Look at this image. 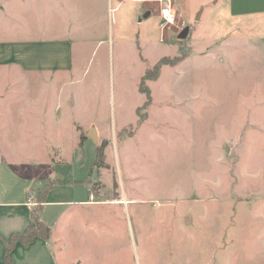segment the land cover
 <instances>
[{"label": "rangeland", "instance_id": "374dc122", "mask_svg": "<svg viewBox=\"0 0 264 264\" xmlns=\"http://www.w3.org/2000/svg\"><path fill=\"white\" fill-rule=\"evenodd\" d=\"M173 1L180 13L165 27L160 16L142 23L134 13L116 23L110 11L100 31H68L54 17V38L80 42L76 65L41 78L16 69L0 78L9 94L2 107L46 108L22 119L11 113L0 138L31 155L10 156L18 185L53 181L58 196L77 201L64 264H264L259 58L250 48L209 57L207 38L222 27V15H211V0ZM32 11L29 2H14L22 23L7 33L0 25V39L32 38V24L47 28L48 17L32 23ZM188 25L190 35L180 38ZM194 39L200 44L177 62ZM165 56L172 63L145 79ZM143 88L151 93L146 106ZM92 125L98 141L86 136L77 148ZM103 144L100 165L96 149Z\"/></svg>", "mask_w": 264, "mask_h": 264}, {"label": "crops", "instance_id": "0c3cea01", "mask_svg": "<svg viewBox=\"0 0 264 264\" xmlns=\"http://www.w3.org/2000/svg\"><path fill=\"white\" fill-rule=\"evenodd\" d=\"M17 1L32 4V23L39 18L37 15L47 16V28L37 29L32 24L34 33L32 38L19 37V33H15L11 37L0 39V78L6 70L15 69L20 73H37L35 75L41 78V73L44 71H65L76 65L74 51L75 46L77 43L79 46L80 42L76 41L74 44L66 36L54 38L52 35L54 17L62 18L63 27H70L68 31L86 29L88 32L100 31L98 26L101 23L107 26L109 21L107 23L106 18L109 17L110 11L116 13V23L120 21L128 23L131 13H134L138 22L142 23L149 17H161L160 0H0L2 18L0 25L3 27L1 33L10 32L12 29L15 31L20 27L22 23L20 18L13 14V3ZM211 3V15L212 13L222 15L223 24L207 38L206 49L209 51V57L219 54L217 49L224 51V56L228 57H235L237 48L245 52L247 48L255 49V55L259 58V77L262 78L264 75V0H211ZM221 6L222 9H220ZM177 8H175L176 12L180 13ZM182 12L184 15L179 14V16L186 21L185 10ZM40 18L44 17L40 16ZM161 22L162 20L160 24ZM220 28H224V33L218 37ZM68 31L64 28V32ZM162 36L165 38V32ZM197 44H200L197 39L191 42V46L187 47L188 52L182 58L183 61L189 58ZM21 75H17V81L22 80ZM3 88L0 84V103L9 96ZM33 106L35 105L22 108L18 105L13 107L0 105V128H4L3 123L6 121V127L10 128L13 119L11 113L16 114L17 119H22L26 114L32 115L33 111H39L41 114L46 112L45 107L33 108ZM263 114V111L259 112V115ZM87 130L80 135L76 143L77 148L83 147L86 142ZM83 135L85 138L82 137ZM3 140L0 138V264H4L7 245L13 235L25 232L33 225L32 208L39 203V197L46 187H49V191L45 201L41 203L42 209L39 215L40 219L51 227V234L47 239L36 237L28 245L17 242L12 250V264H64L69 248L66 241L67 228L73 215L77 213L71 205L77 204V201L58 196L57 186L53 185V181L39 183L36 186L33 180L27 179L26 182L18 185L15 178L21 174L18 171L9 170L10 156L31 155H25L21 149L10 146Z\"/></svg>", "mask_w": 264, "mask_h": 264}, {"label": "trees", "instance_id": "16d2710c", "mask_svg": "<svg viewBox=\"0 0 264 264\" xmlns=\"http://www.w3.org/2000/svg\"><path fill=\"white\" fill-rule=\"evenodd\" d=\"M184 57V56H183ZM183 57H179L177 58V62H179ZM170 59L168 57H163L155 66H154V70L155 73L152 74V71L149 70L146 75H145V79L148 78H152L155 79L158 77L159 75V71H160V67L162 64H166V63H170ZM172 63V62H171ZM142 90L146 91L148 94V101L146 102L145 106L147 104H149L151 102V93L149 91L148 88H143ZM83 138H85V136H82ZM97 162L100 165H104L105 163V144L100 145L97 148ZM49 191V187H46L43 194H41V196L39 197V203L36 204L33 208H32V217H33V225H31L25 232L22 233H16L15 235H13V237L11 238V241L8 242L7 245V252L5 255V261L4 264H12L13 263V256H12V250L14 245L17 242H22L24 245H28L30 244L36 237H41V238H49L50 234H51V227L49 225H47L46 223H44L41 219H40V211L42 209L41 203L43 201H45L47 193Z\"/></svg>", "mask_w": 264, "mask_h": 264}, {"label": "built area", "instance_id": "2783aa9c", "mask_svg": "<svg viewBox=\"0 0 264 264\" xmlns=\"http://www.w3.org/2000/svg\"><path fill=\"white\" fill-rule=\"evenodd\" d=\"M160 4V14L162 17L161 25L165 27L170 23H174L176 19V10L173 7V0H160Z\"/></svg>", "mask_w": 264, "mask_h": 264}, {"label": "water", "instance_id": "95a60500", "mask_svg": "<svg viewBox=\"0 0 264 264\" xmlns=\"http://www.w3.org/2000/svg\"><path fill=\"white\" fill-rule=\"evenodd\" d=\"M189 30H190L189 26L185 27V28L181 31V33L179 34V37H180V38H186V37L189 35ZM85 134H86L88 137L92 138L94 141H98V132H97V129H96L95 126H92L91 128H89V129L85 132ZM228 149H229V146L227 145V146H226V150H228Z\"/></svg>", "mask_w": 264, "mask_h": 264}]
</instances>
